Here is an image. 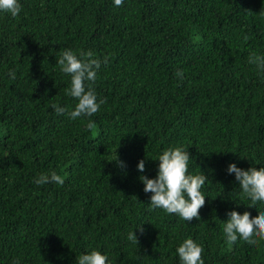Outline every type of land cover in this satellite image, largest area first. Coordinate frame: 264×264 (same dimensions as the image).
<instances>
[{
    "label": "trees",
    "instance_id": "obj_1",
    "mask_svg": "<svg viewBox=\"0 0 264 264\" xmlns=\"http://www.w3.org/2000/svg\"><path fill=\"white\" fill-rule=\"evenodd\" d=\"M19 3L16 17L0 12V264H76L93 249L111 264H180L186 238L204 264H264V241L228 245L223 233L228 212L264 211L226 171L264 167V72L248 62L264 55V0ZM66 49L101 61L91 117L51 107L77 103L57 63ZM176 146L208 177L199 220L153 209L139 179ZM53 171L62 186L34 182Z\"/></svg>",
    "mask_w": 264,
    "mask_h": 264
},
{
    "label": "clouds",
    "instance_id": "obj_2",
    "mask_svg": "<svg viewBox=\"0 0 264 264\" xmlns=\"http://www.w3.org/2000/svg\"><path fill=\"white\" fill-rule=\"evenodd\" d=\"M114 5L119 7L123 0H113ZM21 11L19 0H0V12L16 17ZM248 39L247 36L244 37ZM107 62V57L104 58ZM248 62L264 72V55L252 52L249 54ZM60 70L70 76V87L67 95L77 100L72 111H67L65 107L52 104L51 107L58 115L65 114L70 119H77L81 116L91 117L100 110L103 100L97 102V95L92 87L96 80L97 70L101 66V61L94 57L91 51L79 53V56L71 49H66L60 53L57 60ZM181 81L183 80V70H178L175 74ZM9 77L15 79V73L10 72ZM87 83V87H86ZM95 123L91 120L87 123L88 129H94ZM117 160V156L116 159ZM159 161L157 174L154 179L147 176H140L143 183V191L151 193L149 203L153 209H162L169 215H176L185 222L193 219L199 220V210L205 205V195L203 188L208 181V177L201 171L192 174L189 172V162L193 161L187 148L183 146L169 147L162 151L156 159ZM123 166V162H119ZM140 172L145 171V162L140 160L137 164ZM227 173L234 174L235 180L241 189L242 198H247L250 203L249 208L256 205H264V167L257 169L249 167L247 170L238 168L235 163H230L226 169ZM65 177L55 171L48 174H41L35 179V183L40 186L46 183H56L63 185ZM259 214L252 217L250 212L243 214L236 211L227 213L229 217L223 222V233L228 245L235 244L238 240L248 245L255 246L260 241H264V211L259 208ZM142 233L143 228L137 226ZM127 239L134 244H138V239L133 232L128 234ZM204 249L191 238H186L176 248L180 264H204L202 259ZM76 264H111L106 254L98 250H91L76 257Z\"/></svg>",
    "mask_w": 264,
    "mask_h": 264
}]
</instances>
